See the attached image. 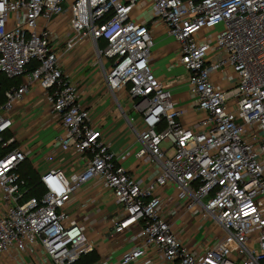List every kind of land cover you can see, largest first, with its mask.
Returning <instances> with one entry per match:
<instances>
[{"label":"built area","instance_id":"1","mask_svg":"<svg viewBox=\"0 0 264 264\" xmlns=\"http://www.w3.org/2000/svg\"><path fill=\"white\" fill-rule=\"evenodd\" d=\"M145 4L177 43V61L202 113L194 125L182 121L185 110L153 69V29L134 18ZM66 12L75 31L67 50L92 38L97 60L108 64L102 75L109 88L139 100L145 129L137 134L138 154L159 169L146 184L117 162L61 67L48 24ZM0 73L24 78L0 107V147L15 142L6 137L11 112L38 84L66 130L56 142L85 164L80 171L42 172L43 194L26 197L20 171L26 153L17 147L0 156L8 202L0 255L38 244L53 264H76L92 253L86 225L65 208L96 180L122 209L114 234H131L121 255L91 264H264V0H0Z\"/></svg>","mask_w":264,"mask_h":264},{"label":"crops","instance_id":"2","mask_svg":"<svg viewBox=\"0 0 264 264\" xmlns=\"http://www.w3.org/2000/svg\"><path fill=\"white\" fill-rule=\"evenodd\" d=\"M151 15L149 4L138 5L134 12L135 19L149 22L153 29V69L172 90L177 105L185 110L182 121L186 125H194L202 113L195 107L187 73L177 61V43L167 34L164 26L151 19ZM44 24L45 21H39L40 28ZM48 27L62 69L76 84L79 101L89 110L94 126L102 129L105 141L116 153L117 162L144 184L154 180L158 167L138 154L141 142L137 134L145 129L143 116L136 107L139 100L131 98L125 89L113 93L109 88L102 75L103 68L108 64L97 60L92 38H81L73 49L67 50L66 40L75 32L70 24L69 12L55 17ZM23 81L24 78H20V83ZM11 117L13 129L6 137H15V142L9 147L21 148L26 153V162L37 175L54 167H62L68 172L84 168L79 153L66 151L56 142L57 138L65 136L66 130L60 116L47 105L44 89L40 85L31 87L14 106ZM7 209L8 202L0 189V216ZM65 210L86 225L88 238L95 247L92 253L98 259L107 254L119 256L125 250V247L119 246L131 231L114 234V222L123 216V212L114 193L99 182L91 180L85 183ZM42 252V247L36 244L17 256L4 253L0 255V264H53L44 255H39Z\"/></svg>","mask_w":264,"mask_h":264},{"label":"trees","instance_id":"3","mask_svg":"<svg viewBox=\"0 0 264 264\" xmlns=\"http://www.w3.org/2000/svg\"><path fill=\"white\" fill-rule=\"evenodd\" d=\"M37 65H38V62L34 60L29 64L28 67L30 70H33ZM20 84H21L20 78H9L5 74L0 73V107L6 101V91L10 89L11 87L19 86ZM9 149H12V148L11 147H8V148L0 147V156H3ZM20 171L28 180L27 187L29 188L30 191L27 193L26 197H29V196L40 197L43 194V188L41 187L39 183V175L35 173L31 165L26 161L20 167ZM97 259H98V256L95 253H91L88 255L81 256V258L76 264H91Z\"/></svg>","mask_w":264,"mask_h":264},{"label":"rangeland","instance_id":"4","mask_svg":"<svg viewBox=\"0 0 264 264\" xmlns=\"http://www.w3.org/2000/svg\"><path fill=\"white\" fill-rule=\"evenodd\" d=\"M100 45H101V46H104V45H105V41H103V40L100 41ZM87 255H88V254H87Z\"/></svg>","mask_w":264,"mask_h":264}]
</instances>
